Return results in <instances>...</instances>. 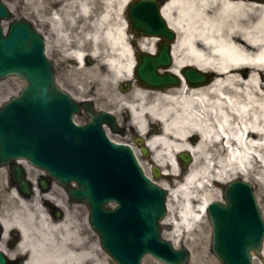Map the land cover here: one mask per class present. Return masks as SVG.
Here are the masks:
<instances>
[{
  "label": "bare ground",
  "instance_id": "bare-ground-1",
  "mask_svg": "<svg viewBox=\"0 0 264 264\" xmlns=\"http://www.w3.org/2000/svg\"><path fill=\"white\" fill-rule=\"evenodd\" d=\"M10 1V5L49 11L47 21L59 52L74 57L80 69L103 85L109 105L117 103L125 117L129 115L154 164L168 166L167 174L176 175L177 154L193 155L192 172L182 188L172 191L163 184L169 190V214L163 224L172 229L169 239L175 245L198 218H207L206 207L217 198L210 185L233 175L247 179L251 170L258 169L255 177L263 186L264 0H166L163 15L178 35L171 73L183 82L163 91L135 82L125 94L117 92L114 84L136 81L134 46L153 53L157 40L132 34L125 18L130 0ZM88 57L94 60L91 67L85 65ZM188 67L213 72L214 77L208 85L191 87L183 75ZM12 194L18 207L5 200L0 220L6 234L13 228L21 232V248L30 255L25 264H110L111 257L76 226L72 216L51 218L40 192L36 200L21 197L15 189ZM181 198L184 205L173 209V200ZM200 199L204 201L196 210ZM170 213H174L171 218ZM198 250L197 254L192 249L190 264L201 263L203 251ZM258 261L255 256L254 264ZM143 263L164 264L151 256Z\"/></svg>",
  "mask_w": 264,
  "mask_h": 264
},
{
  "label": "water",
  "instance_id": "water-1",
  "mask_svg": "<svg viewBox=\"0 0 264 264\" xmlns=\"http://www.w3.org/2000/svg\"><path fill=\"white\" fill-rule=\"evenodd\" d=\"M159 6L156 0H135L129 20L139 33L172 40L174 34ZM10 17L9 8L0 0V79L17 75L26 86L0 107V166L26 158L65 184L76 180L79 187L67 185L69 193L88 204L91 224L118 264H141L148 253L166 264H187L189 250H177L161 238L166 190L143 174L129 146L110 142L94 127L104 118L114 122V117L101 112L96 114V123L75 125L72 117L79 112V104L57 85L52 61L44 55L43 35L26 19L12 21L4 35L1 20ZM169 64L170 45L165 43L157 56L140 55L136 74L154 87L177 84L171 74H158L159 67ZM185 75L192 84L206 80L193 69ZM84 106L92 112L89 102ZM12 169L29 195L22 167L13 165ZM155 173L159 174L157 168ZM224 197L226 203L211 202L208 207L213 252L222 264H252L253 254L264 262V219L252 185L235 179L225 186ZM108 201L118 202L119 207L105 209ZM0 264H7L1 253Z\"/></svg>",
  "mask_w": 264,
  "mask_h": 264
},
{
  "label": "rangeland",
  "instance_id": "rangeland-1",
  "mask_svg": "<svg viewBox=\"0 0 264 264\" xmlns=\"http://www.w3.org/2000/svg\"><path fill=\"white\" fill-rule=\"evenodd\" d=\"M4 2L9 5L12 12V18L9 21H4L3 26L5 29H7L10 21L16 20V19H22L27 18L31 20L36 27L46 36L48 39V44L50 46V49L47 50V55L55 61L56 64V73H57V81L60 84V86L71 93L76 98H92L95 102V105L98 109L103 110H109L113 112L115 115H117V118L119 122L124 124L126 122V117L123 112H121L120 106L117 105V103L113 104L112 106L109 105V102L106 98V91L101 83L93 77H90L87 72H85L83 69H80V67L75 63L74 57H69L64 54H61L59 52L60 44L55 41L53 32L51 30V25L47 21V19L50 17L49 11L44 10H38V9H30L22 5L14 6L10 5L12 2L10 0H4ZM58 8H54L56 10ZM52 9V11H54ZM42 15V16H41ZM126 17V15H125ZM91 64H89L87 67H91L94 63V60H92ZM124 82H115V90L117 92H121L123 94L130 93L132 90V87L130 90H123L120 86ZM24 86V82L19 79L18 77L11 76L8 77L2 81H0V105L8 100L10 97L15 96L19 93V91ZM120 110V111H119ZM76 120L78 122L84 121V117L82 115H77ZM133 133L130 129L127 131L126 134H111V137L119 142H126L130 144L135 145V138L137 137L136 133ZM142 159L145 167L151 168L153 165L152 162V156L151 154L147 157L140 156ZM183 167V166H181ZM167 169H169L167 167ZM188 173V169L184 168L183 171L181 170V175L178 176H163L162 178L157 179L156 181L159 184H167L172 191H177L180 188V184L183 183V175L185 173ZM192 172V171H191ZM252 175L250 177H247V180L252 183L255 191V195L257 197L259 206L261 208L262 214L264 216V184L261 186L259 182H262L260 179H257L255 176L257 175L258 169L255 171H252ZM242 177V176H231L229 179H226V183L234 178ZM228 178V177H227ZM246 178V177H245ZM225 183H219L215 184L213 186H209V189L214 193V195L217 197L215 201L223 200V187ZM12 186L7 181L5 174L0 170V206L2 209V212L4 213L6 211L4 204L5 200H10L11 202H15V207H18L16 204V198L12 194ZM222 195V196H221ZM204 200L200 199L195 203L196 210L200 209V205H202V202ZM184 205L183 199H175L172 202V208L173 209H180ZM14 208V207H13ZM77 210L79 211L76 213V216L70 212V217L72 216L76 222L77 225L83 232L88 233L87 235L90 236L91 240L94 243H98L100 245L99 236L93 231L89 224V213L87 208L84 205L79 204L77 207ZM9 209H11L9 207ZM10 211V210H9ZM198 213L203 214L201 211H197ZM174 213H170L169 218L173 217ZM208 219V218H207ZM204 219H197V223L194 224L191 231L189 229L185 232V234L182 236L181 243L177 246H187L190 248L191 253L192 249H194L198 254V249L201 248L203 253V259L201 260L200 264H221L220 261L216 258V256L212 253L210 249L211 244V235H212V228L211 224ZM69 223H71V220H69ZM172 232V229H169L166 224L163 225V236L165 238H169L170 233ZM97 244V246H99ZM192 248V249H191ZM263 250H264V244H263ZM106 256V255H105ZM259 260V259H258ZM110 264H117L112 259H108ZM260 261V260H259ZM259 261L255 264L262 263ZM142 264H144L142 262ZM190 264V263H189ZM254 264V263H253ZM263 264V263H262Z\"/></svg>",
  "mask_w": 264,
  "mask_h": 264
},
{
  "label": "flooded vegetation",
  "instance_id": "flooded-vegetation-1",
  "mask_svg": "<svg viewBox=\"0 0 264 264\" xmlns=\"http://www.w3.org/2000/svg\"><path fill=\"white\" fill-rule=\"evenodd\" d=\"M7 175L9 177L10 183L12 184L13 181L10 177V172L8 170H7ZM31 175L33 177L32 179L36 182L37 188L36 186L33 188L34 190L33 194L31 195V197H29V199L31 200L35 199L37 197V194L40 192L41 194L40 198L42 199V201H44L42 196L47 194V192H45L40 188L39 181L41 180V175H37L35 172H31ZM35 188L38 189V192H36ZM52 190H53V186H51L50 191ZM65 201L67 203V205L65 206L67 207L70 206L71 204L70 199L66 198ZM45 203L46 205H49L47 202ZM53 207L54 206H52V208ZM55 214H57V208L54 207V209H51V215L53 218H55ZM20 242H21V234L17 230H12L6 235L5 233L0 234V250L4 251L5 254L10 257L13 264L18 262L23 264L27 257L26 252L20 248Z\"/></svg>",
  "mask_w": 264,
  "mask_h": 264
}]
</instances>
